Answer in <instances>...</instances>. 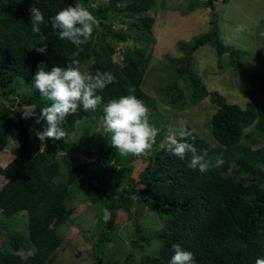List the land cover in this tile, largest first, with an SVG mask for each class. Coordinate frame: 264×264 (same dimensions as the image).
<instances>
[{
	"label": "trees",
	"instance_id": "obj_1",
	"mask_svg": "<svg viewBox=\"0 0 264 264\" xmlns=\"http://www.w3.org/2000/svg\"><path fill=\"white\" fill-rule=\"evenodd\" d=\"M155 3L0 0V153L11 138L19 142L17 157L6 167L0 166V176L7 179L0 189V239L4 237L0 264H66L55 261L64 243L58 230L73 221V202L79 194L97 208L94 258L89 264H170L172 245L177 243L194 254L196 264H256L257 258H264V67L247 78L249 103L242 109L229 104L220 93L210 92L187 63L189 56L211 45L219 62L229 55V63L237 66L240 51L225 45L215 29L189 43L179 42L178 49L185 56L178 72L189 85L178 90L175 84H169L160 90L164 95L161 100L172 108L174 118L179 117L175 107L187 104L186 93L193 104L209 98L217 108L210 120L216 142L209 143L187 125L167 136L166 123L154 113L157 101L143 89L155 45V18L144 14ZM77 4L99 21L92 38L79 48L61 40L59 31L51 27L52 17ZM32 6L44 14L41 33L46 39L32 33ZM129 41L133 42L131 46ZM120 45H124L123 64L113 58ZM40 46L47 47L46 55L35 50ZM73 53H77L75 59L82 72L95 75L97 71H110L114 81L98 92L102 101L95 111L85 112L81 105L76 115L66 118L62 125L64 139L42 143L35 132L44 130L47 124H37L36 118L51 101L35 89L32 78L41 62L46 71L54 65L66 67ZM126 95L142 101L149 110V123L158 129L149 155L121 156L111 146L109 133L96 132L103 123L107 103ZM24 108H34L35 115L23 119ZM181 129L192 133L195 139L189 142L210 161L207 172L187 166L190 154L181 160L168 153L169 136L180 140ZM140 159L146 167L138 182L133 172L134 162ZM218 159L222 163L216 167ZM104 209L111 213L107 222ZM23 212L27 214L26 229L19 230L15 216ZM147 214L150 218L144 221L149 226L145 227L143 218ZM154 219L159 227H152ZM125 220L131 227L128 233L119 234ZM26 232L28 236H24ZM121 235L129 241L123 262L113 252L116 247L118 255L122 252ZM25 245L35 250L28 258L18 254Z\"/></svg>",
	"mask_w": 264,
	"mask_h": 264
},
{
	"label": "rangeland",
	"instance_id": "obj_2",
	"mask_svg": "<svg viewBox=\"0 0 264 264\" xmlns=\"http://www.w3.org/2000/svg\"><path fill=\"white\" fill-rule=\"evenodd\" d=\"M189 10L191 12L188 13ZM144 15L155 18L153 28L155 45L151 48L153 58L147 70L143 89L153 101H157L154 113L160 115L161 121L166 123L167 136L180 126L187 125L209 143L216 142L211 133L210 120L217 108L212 105L209 98L193 104L191 97H187L186 93V106L175 107V114L179 117L173 118L174 112L170 106H167L168 104L162 102L161 97L164 95L160 90L166 89L169 84H175L174 87H178V90H185L188 87V80H184L178 72L182 67L181 60L185 56L184 52L179 51L178 43H189L215 29L220 33L225 45L240 51L242 56L240 65L230 64L229 55H225L219 62L216 49L206 45L189 56L187 63L190 65V71L201 79L210 92L216 91L224 96L229 104L246 109L249 103L245 94L246 80L251 73L264 67V0H156L154 8ZM211 22H215V25L212 26ZM123 46H118L117 53L113 57L114 62L118 64H123ZM103 131V123H101L96 132ZM77 136H80V133ZM18 147L19 142L11 138L5 151L0 153V166L6 167L17 157ZM93 161L94 159L91 160ZM145 167L146 163L142 159L134 162L133 177L138 182ZM6 182L7 179L0 176V189ZM138 188H142L140 183ZM73 205L76 210L72 217L73 221L58 230L64 238V243L58 250L55 261L66 264H89L94 258L92 243L96 237L94 231L97 208L83 194L77 195ZM148 218L150 214L143 218L145 227L149 226L144 221ZM15 220V223L20 225L19 230L26 229V212L15 216ZM159 226V221L154 219L152 227ZM130 227V222L125 220L119 234L128 233ZM24 236H28L27 232ZM122 237L125 236H120L124 245L120 255L117 247L113 250L117 253L116 258L121 262L129 248V241L126 237L122 240ZM3 242L4 237L0 239L1 246ZM111 246L114 247L113 244ZM110 251L112 253L111 249ZM34 252L33 248L25 245L18 254L27 258Z\"/></svg>",
	"mask_w": 264,
	"mask_h": 264
},
{
	"label": "clouds",
	"instance_id": "obj_3",
	"mask_svg": "<svg viewBox=\"0 0 264 264\" xmlns=\"http://www.w3.org/2000/svg\"><path fill=\"white\" fill-rule=\"evenodd\" d=\"M95 7V5H93ZM31 30L34 35H39L41 40L46 39L41 33V25L45 22L41 10L32 6L29 9ZM99 26L98 19L85 7L77 4L59 11L51 18V27L59 31L61 40H68L78 48L87 44L92 38L94 27ZM129 46L132 41H129ZM38 53L47 54V47L35 48ZM73 53L71 64L66 67L53 66L46 71V65L41 62L37 65V71L32 78V84L40 95L51 101L50 106L42 107L36 123L46 121L44 130H36L35 135L42 143L48 139L59 141L65 138L66 133L62 127L68 116L78 113L82 105L83 111H95L102 97L98 94L107 85L114 81L110 71H97L95 75L82 72L80 64ZM103 129L110 134V143L121 156H146L151 153L156 143L158 129L149 123V110L134 95L122 96L119 99L110 100L103 109ZM34 108L22 109V118L28 119L34 116ZM180 140L174 135L169 136L167 151L170 155L183 160L190 154L188 167L198 169L201 173L209 170L210 161L205 156L198 154L194 143V137L190 131L181 129ZM163 147V145H162ZM222 163L216 161V167ZM104 221L111 218L108 209H104ZM174 255L170 264H196L194 254L187 251L177 243L173 244ZM22 249V248H21ZM21 251V250H20ZM30 257V256H29ZM28 258V257H27ZM256 264H264V258H257Z\"/></svg>",
	"mask_w": 264,
	"mask_h": 264
},
{
	"label": "water",
	"instance_id": "obj_4",
	"mask_svg": "<svg viewBox=\"0 0 264 264\" xmlns=\"http://www.w3.org/2000/svg\"><path fill=\"white\" fill-rule=\"evenodd\" d=\"M211 6V5H210Z\"/></svg>",
	"mask_w": 264,
	"mask_h": 264
}]
</instances>
